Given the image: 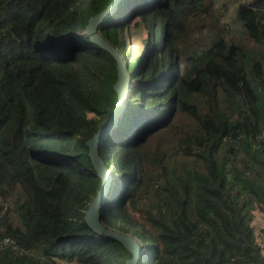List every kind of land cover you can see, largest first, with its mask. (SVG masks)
Wrapping results in <instances>:
<instances>
[{"label":"trees","instance_id":"16d2710c","mask_svg":"<svg viewBox=\"0 0 264 264\" xmlns=\"http://www.w3.org/2000/svg\"><path fill=\"white\" fill-rule=\"evenodd\" d=\"M113 1L0 0V264L133 257L85 221L102 186L86 143L116 108L118 70L84 32ZM221 1L122 0L99 27L126 64L146 34L100 150L103 223L146 248L138 264H264V0Z\"/></svg>","mask_w":264,"mask_h":264},{"label":"water","instance_id":"95a60500","mask_svg":"<svg viewBox=\"0 0 264 264\" xmlns=\"http://www.w3.org/2000/svg\"><path fill=\"white\" fill-rule=\"evenodd\" d=\"M120 2L121 0H114L105 11L93 16L89 20L84 32V35L90 39L91 43L108 52L115 59L118 70V81L114 85V90L118 95L116 108L112 112L107 126L86 143L89 148L88 156L90 157L98 176L102 180V186L97 196L89 205L85 221L95 236L102 239L114 240L120 243L133 255L126 264H138L142 257H144L146 249H144L138 240L131 235L122 234L110 229L103 223L102 217V211L107 203V196L112 186L113 177L105 168V164L100 157V150L111 135L112 131L117 127L120 117L126 110L131 90L135 85H133V80L128 73L127 64L124 62L119 51L99 33L100 25L109 20L118 11Z\"/></svg>","mask_w":264,"mask_h":264},{"label":"rangeland","instance_id":"374dc122","mask_svg":"<svg viewBox=\"0 0 264 264\" xmlns=\"http://www.w3.org/2000/svg\"><path fill=\"white\" fill-rule=\"evenodd\" d=\"M225 2H226V0H223V1H221V4L225 3ZM230 12H231V8H230ZM225 22L228 23V22H230V20L225 19ZM136 35H137L136 37L142 38L140 40H143L146 37V34H144V32L142 30L136 31ZM131 39L135 42H133V43L131 42L129 50H128L129 54L127 57V64L130 67V71H131L134 63L136 65H138L140 63V60H141L140 56H141V52L143 49V45L140 42V40H137V38H130V40ZM129 74H131V73H129ZM133 84H135V82ZM219 162L221 163V159H219ZM253 213L255 216V219L253 221V226H254V229L256 232V237H257L256 239H257L258 243L261 245L263 252H264V210L259 208V209L254 210Z\"/></svg>","mask_w":264,"mask_h":264},{"label":"clouds","instance_id":"9594fccd","mask_svg":"<svg viewBox=\"0 0 264 264\" xmlns=\"http://www.w3.org/2000/svg\"><path fill=\"white\" fill-rule=\"evenodd\" d=\"M121 1H122V0H121ZM120 3H121V2H120ZM118 9H119V6H118ZM114 15H115V14H114ZM127 67H128V66H127ZM128 73H129V72H128ZM129 75L131 76V74H129ZM131 78H132V77H131ZM132 80H133V79H132ZM133 83H134V81H133ZM133 85H134V84H133ZM133 87H134V86H133ZM126 108H127V107H126ZM124 112H125V111H124ZM122 115H123V114H122ZM121 117H122V116H121ZM121 117H120V119H121ZM120 119H119V122H120ZM119 122H118V125H119ZM118 125H117V127H118ZM117 127H116L115 129H117ZM103 129H104V128H103ZM115 129H114V130H115ZM114 130H113V131H114ZM113 131H112V132H113ZM111 135H112V133H111ZM111 135H110V136H111ZM110 136H109V137H110ZM108 139H109V138H108ZM108 139H107V140H108ZM107 140H106V141H107ZM105 168H106V167H105ZM106 170L110 172L109 169L106 168ZM110 174H111V176H112V173H111V172H110ZM112 177H113V176H112ZM101 181H102V180H101ZM113 182H114V178H113ZM113 182H112V186H113ZM112 186H111L110 192H109V194H108V196H107L108 198H109V195H110V193H111V191H112ZM108 198H107V200H108ZM132 237H133V236H132ZM134 238H135V237H134ZM138 242H139V241H138ZM12 244H14V243L12 242ZM140 245H141V244H140ZM141 246H142V245H141ZM142 247H143V246H142ZM14 248L17 249L16 246H14ZM143 248L146 249L145 247H143Z\"/></svg>","mask_w":264,"mask_h":264}]
</instances>
